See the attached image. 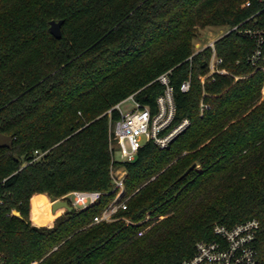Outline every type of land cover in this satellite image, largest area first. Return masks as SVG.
<instances>
[{
    "label": "trees",
    "instance_id": "trees-1",
    "mask_svg": "<svg viewBox=\"0 0 264 264\" xmlns=\"http://www.w3.org/2000/svg\"><path fill=\"white\" fill-rule=\"evenodd\" d=\"M210 26L233 29L215 42L226 73L211 74L212 46L195 51ZM246 31L264 32V0H0V134L15 140L0 147V264H182L216 224L251 219L264 257V63ZM165 73L171 128L190 125L123 162L107 112L132 95L156 112ZM112 167L127 171L128 208L94 224L116 195ZM74 191L106 194L35 216Z\"/></svg>",
    "mask_w": 264,
    "mask_h": 264
},
{
    "label": "built area",
    "instance_id": "built-area-1",
    "mask_svg": "<svg viewBox=\"0 0 264 264\" xmlns=\"http://www.w3.org/2000/svg\"><path fill=\"white\" fill-rule=\"evenodd\" d=\"M248 34L257 39V49L251 57V62L254 65L260 62L264 63V32L249 31ZM211 46L214 50L210 64L211 74L226 73L225 70L218 69L222 59H217L215 62V45L211 44ZM158 80L165 86V91L157 99L158 109L156 112L149 106L137 101L135 95L125 99L107 112L110 116L111 149L115 156L117 152L120 153V160L123 162L135 161L139 150L151 142L162 149L169 147L171 142L190 125V120L185 119L171 128L177 112L174 87L171 85L169 73L161 75ZM191 86L190 78L183 82L181 90L188 92ZM129 102H132L134 106L125 112L122 106ZM115 109L120 112V117L116 120L112 116ZM35 155V160H37L44 153L36 151ZM120 170H123L122 173ZM111 176L114 183L113 192L116 195L103 213L96 216L94 224L113 222L117 220V214L120 210L128 208L131 196H127L125 191L126 169L112 167ZM105 194L100 191H74L60 199L69 197L74 208L86 209L98 204ZM149 220L150 216L137 224L141 225ZM127 223L133 222L127 219ZM213 230L216 239L197 243L194 255L182 264H264V257L257 245L261 230V222L258 219L247 220L233 227L216 224ZM143 233L142 231L141 235Z\"/></svg>",
    "mask_w": 264,
    "mask_h": 264
},
{
    "label": "rangeland",
    "instance_id": "rangeland-1",
    "mask_svg": "<svg viewBox=\"0 0 264 264\" xmlns=\"http://www.w3.org/2000/svg\"><path fill=\"white\" fill-rule=\"evenodd\" d=\"M231 30L233 29H230L228 26H224V27H215V26H210V27H207V28H204V29H201L200 30V33H199V36L197 37V39H195V51L196 52H199V51H202L204 50L205 48H207L208 46H211V44H214L215 45V42L224 37L226 34H228ZM242 33H244V31H242ZM248 33V31L245 32V34ZM213 59V58H212ZM217 59H220L217 54H216V59H215V62H217ZM212 62V61H211ZM226 72V71H225ZM263 93H264V89H263ZM134 106V104L132 102H129V103H125L123 104L122 108L125 112H128L130 109H132ZM116 157L118 159H120V153L117 152L116 153ZM123 170H120V172L122 173ZM60 200V199H58ZM53 201V200H52ZM57 201V200H55ZM54 202V201H53ZM51 207V206H50ZM47 208V209H44L40 212L41 215L45 214V212H49L51 209ZM51 213V212H50ZM39 214V213H38ZM37 214V215H38ZM35 215V216H37ZM51 215H53L51 213ZM40 216V215H39ZM150 214H148L147 217H149ZM151 219V217H150ZM32 221V219H31ZM33 223V222H32ZM34 224V223H33ZM35 225V224H34Z\"/></svg>",
    "mask_w": 264,
    "mask_h": 264
},
{
    "label": "water",
    "instance_id": "water-1",
    "mask_svg": "<svg viewBox=\"0 0 264 264\" xmlns=\"http://www.w3.org/2000/svg\"><path fill=\"white\" fill-rule=\"evenodd\" d=\"M63 23H64V20H60V21L52 20L51 21L50 31L57 38L62 37ZM14 141L15 140L12 135L0 134V147L13 149ZM15 158L19 160L20 162H22V159L19 156L15 155ZM195 167H196V164H194L189 170H187V172L181 177V179L184 178ZM62 208L71 211L73 210L74 207L70 204V201L66 199H60V200L53 202V207H52L53 212H57L59 209H62ZM14 215L17 217H21V214L18 211H14Z\"/></svg>",
    "mask_w": 264,
    "mask_h": 264
},
{
    "label": "bare ground",
    "instance_id": "bare-ground-1",
    "mask_svg": "<svg viewBox=\"0 0 264 264\" xmlns=\"http://www.w3.org/2000/svg\"><path fill=\"white\" fill-rule=\"evenodd\" d=\"M51 206V207H50ZM49 207H50V211L49 212H51L52 214H55L56 212H53V209H52V207H53V203L50 205ZM48 207V208H49ZM60 210V209H59ZM46 213V212H45ZM39 215H41L40 213L37 215V216H39Z\"/></svg>",
    "mask_w": 264,
    "mask_h": 264
}]
</instances>
